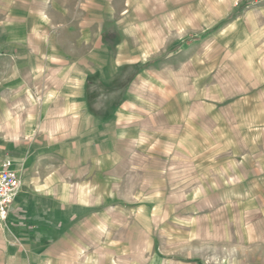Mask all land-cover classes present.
<instances>
[{
	"label": "crops",
	"instance_id": "crops-1",
	"mask_svg": "<svg viewBox=\"0 0 264 264\" xmlns=\"http://www.w3.org/2000/svg\"><path fill=\"white\" fill-rule=\"evenodd\" d=\"M263 7L0 0V90L25 101L0 138L20 178L0 264H54L70 245L108 242L114 210L132 208L113 194L129 178L208 175L221 155L264 173Z\"/></svg>",
	"mask_w": 264,
	"mask_h": 264
},
{
	"label": "rangeland",
	"instance_id": "rangeland-1",
	"mask_svg": "<svg viewBox=\"0 0 264 264\" xmlns=\"http://www.w3.org/2000/svg\"><path fill=\"white\" fill-rule=\"evenodd\" d=\"M256 11V26L264 32V7ZM210 85L217 86L206 82L202 90ZM24 103L0 90V138ZM221 156L203 164L208 175L192 167V175L129 178V187L113 194L132 208L114 210L110 240L83 241L79 251L70 245L54 264H264L263 170Z\"/></svg>",
	"mask_w": 264,
	"mask_h": 264
},
{
	"label": "built area",
	"instance_id": "built-area-1",
	"mask_svg": "<svg viewBox=\"0 0 264 264\" xmlns=\"http://www.w3.org/2000/svg\"><path fill=\"white\" fill-rule=\"evenodd\" d=\"M264 3V0H257ZM20 187L18 171L13 162L4 157L0 159V227L5 221L9 208Z\"/></svg>",
	"mask_w": 264,
	"mask_h": 264
}]
</instances>
